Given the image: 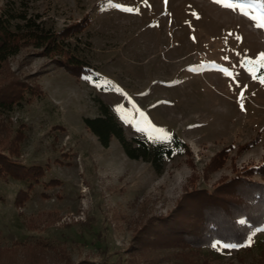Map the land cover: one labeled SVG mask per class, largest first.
<instances>
[{
  "label": "rangeland",
  "instance_id": "obj_1",
  "mask_svg": "<svg viewBox=\"0 0 264 264\" xmlns=\"http://www.w3.org/2000/svg\"><path fill=\"white\" fill-rule=\"evenodd\" d=\"M27 2L57 27L87 22L82 37L90 41L87 59L95 69L77 77L30 46L0 69V86L24 81L40 90L30 102L0 112V138L17 144L10 158L43 169L32 186L0 178V264H179L187 250L182 240L170 236L158 245L159 238L146 241L138 227L169 213L185 194L188 201L190 190L216 186L264 159V84L241 67L264 52V30L213 0ZM96 98L110 106L127 136L158 141L137 130L143 113L184 147L157 174L126 156L115 137L101 146L82 122L99 113ZM216 156L219 167L211 165ZM250 177L261 180L258 172ZM49 179L55 181L46 185ZM19 188L26 192L22 199ZM262 236L264 222L236 248L219 243L220 257L209 264H264ZM162 247L175 254L152 259L150 250ZM193 257L198 260L189 253L182 260L190 264Z\"/></svg>",
  "mask_w": 264,
  "mask_h": 264
},
{
  "label": "trees",
  "instance_id": "obj_2",
  "mask_svg": "<svg viewBox=\"0 0 264 264\" xmlns=\"http://www.w3.org/2000/svg\"><path fill=\"white\" fill-rule=\"evenodd\" d=\"M81 22L57 27L43 13L31 9L27 0H3L0 5V69L22 47L30 46L38 55L52 59L77 77L91 75L95 69L87 59L91 44L82 37L87 22ZM23 82L12 81L0 86L1 113H8L14 107L22 106L24 101L30 102L40 96L39 89ZM96 102L99 113L95 116H84L82 122L96 136L101 146L107 147L111 138L115 137L126 156L149 163L157 174L162 173L165 163L174 156L176 149L184 147L183 141L175 134L166 141L155 142L141 135L127 136L110 106L99 98H96ZM2 127L0 125V129ZM0 143H3V147L0 146V178L9 175L28 186L37 182L43 175V169L38 165H26L18 159L10 158V153H17L18 147L9 138H0ZM224 152H228L227 148ZM221 164L222 159L219 156L214 157L211 163L214 167ZM255 172L259 173L261 180L250 177ZM54 181L49 179L45 183L47 185ZM188 193L187 196H191L188 201L185 194L169 213L152 215L138 227L139 233L143 232L146 241L155 242L159 238V243H155L158 245L164 244L170 236L182 240V245L180 242L179 245L187 250L182 249L180 258L176 256L179 264H189L182 260L187 253L198 256V260L193 257V263L190 264H209L213 258L220 257L219 250L213 248V244L217 241L244 244L264 222V159L257 166L226 177L216 186H204ZM25 194L19 188L18 197L22 199ZM154 229L159 231L158 234L153 232ZM138 234L135 233L134 241ZM258 243L261 245L262 257L264 236ZM168 251L163 247L152 249L149 255L158 261L175 254ZM84 263L85 261H79L77 264ZM104 264L114 263L105 260Z\"/></svg>",
  "mask_w": 264,
  "mask_h": 264
},
{
  "label": "snow or ice",
  "instance_id": "obj_3",
  "mask_svg": "<svg viewBox=\"0 0 264 264\" xmlns=\"http://www.w3.org/2000/svg\"><path fill=\"white\" fill-rule=\"evenodd\" d=\"M213 2L234 11L239 10L241 15L247 17L252 21L254 27L264 30V0H248L247 3H236L235 0H213ZM165 3H167V0H165ZM111 6L126 12L134 11V9L132 8L119 4H114ZM229 35L232 34L229 33ZM236 39L239 40L240 37L237 36ZM224 59L227 60L228 57H224ZM241 67L245 68V70L251 75L254 80L258 79L261 84H264V73H260V75H257V72L260 69H264V52L259 53L254 59L246 58L245 60L241 61ZM218 71H221L224 75L229 77H232L234 75V73L230 72L226 68H219ZM116 91L120 90L116 89ZM242 99L243 92H241L240 96V100ZM241 107L243 109L242 104ZM117 111H122V109L118 107ZM140 118L144 123V127L138 128L137 130L147 133L150 139L160 140L169 138L167 133L163 129L156 128L150 122H148L147 119L143 116V113H140ZM219 243L220 242L217 241V243L213 244L212 247L216 248ZM222 246L225 248L238 247V245L236 244H224Z\"/></svg>",
  "mask_w": 264,
  "mask_h": 264
}]
</instances>
